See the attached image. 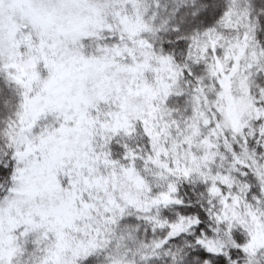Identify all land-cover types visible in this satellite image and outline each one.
Segmentation results:
<instances>
[{"label": "snow or ice", "instance_id": "obj_1", "mask_svg": "<svg viewBox=\"0 0 264 264\" xmlns=\"http://www.w3.org/2000/svg\"><path fill=\"white\" fill-rule=\"evenodd\" d=\"M0 264H264V0H0Z\"/></svg>", "mask_w": 264, "mask_h": 264}]
</instances>
